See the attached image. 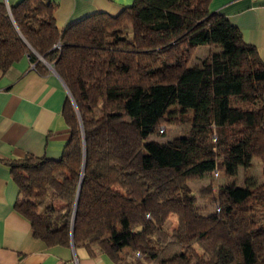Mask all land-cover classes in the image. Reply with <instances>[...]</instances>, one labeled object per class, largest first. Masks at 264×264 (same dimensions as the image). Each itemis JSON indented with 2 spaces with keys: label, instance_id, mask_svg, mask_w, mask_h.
Listing matches in <instances>:
<instances>
[{
  "label": "trees",
  "instance_id": "obj_1",
  "mask_svg": "<svg viewBox=\"0 0 264 264\" xmlns=\"http://www.w3.org/2000/svg\"><path fill=\"white\" fill-rule=\"evenodd\" d=\"M212 1L135 0L64 31L52 0L0 3V74L29 56L41 74L53 66L71 96L60 159L5 161L37 239L112 264H264V170L259 186L220 188L212 213L189 188L264 167V62ZM174 106L193 112L189 134L151 141L174 123Z\"/></svg>",
  "mask_w": 264,
  "mask_h": 264
},
{
  "label": "crops",
  "instance_id": "obj_2",
  "mask_svg": "<svg viewBox=\"0 0 264 264\" xmlns=\"http://www.w3.org/2000/svg\"><path fill=\"white\" fill-rule=\"evenodd\" d=\"M21 0H0L8 8ZM60 31L95 14L119 15L135 0H52ZM211 12L226 16L255 46L264 62V0H213ZM208 56V55H207ZM206 56V57H207ZM201 58L195 67L201 65ZM41 74L25 56L0 74V264H112L85 249L48 246L33 235L31 223L15 209L18 185L5 161L27 156L60 159L71 138L63 111L70 93L60 76Z\"/></svg>",
  "mask_w": 264,
  "mask_h": 264
},
{
  "label": "rangeland",
  "instance_id": "obj_3",
  "mask_svg": "<svg viewBox=\"0 0 264 264\" xmlns=\"http://www.w3.org/2000/svg\"><path fill=\"white\" fill-rule=\"evenodd\" d=\"M209 49L202 48L196 52L194 60L191 62V67H195L196 63L200 62L198 57L204 58L208 55ZM167 115L174 121L170 126L165 128V134L160 139L152 138L151 141H157L159 143L170 145L175 139L179 137L187 136L190 132V121L193 118V112H183L179 106H174L169 109ZM263 165L255 161L253 166L249 170L240 169L238 174L231 179L225 177L222 174L207 175L203 179L191 182L189 188L199 199V207L204 213H212L215 211V206L212 203V199L217 197L220 188L229 184H236L238 187H250L254 185H261L263 183ZM213 187V193L208 196H204L203 191L209 187ZM177 227V219L173 216L169 229L173 230Z\"/></svg>",
  "mask_w": 264,
  "mask_h": 264
},
{
  "label": "water",
  "instance_id": "obj_4",
  "mask_svg": "<svg viewBox=\"0 0 264 264\" xmlns=\"http://www.w3.org/2000/svg\"><path fill=\"white\" fill-rule=\"evenodd\" d=\"M49 66V68L53 71V72H55L56 73V71H55V69L53 68V66H51V65H48ZM77 203H78V201H77ZM73 245V244H72ZM74 246V245H73Z\"/></svg>",
  "mask_w": 264,
  "mask_h": 264
}]
</instances>
